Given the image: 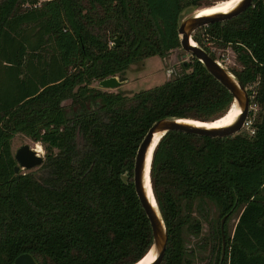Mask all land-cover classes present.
Segmentation results:
<instances>
[{
  "label": "trees",
  "instance_id": "16d2710c",
  "mask_svg": "<svg viewBox=\"0 0 264 264\" xmlns=\"http://www.w3.org/2000/svg\"><path fill=\"white\" fill-rule=\"evenodd\" d=\"M198 1L0 0V264L21 252L38 264H135L146 255L151 231L131 179L139 141L162 116L214 121L232 97L193 56L131 95L90 82L179 46L177 13ZM116 32L122 41L112 46ZM191 38L212 57L202 38L231 46L241 65L231 71L253 84L257 109L251 133L169 130L157 140L149 180L167 231L160 264H190L182 232L199 231L195 200L218 209L211 264H264V0ZM16 132L41 143L43 176L13 172ZM236 210L230 235L223 222L220 258V217Z\"/></svg>",
  "mask_w": 264,
  "mask_h": 264
},
{
  "label": "water",
  "instance_id": "95a60500",
  "mask_svg": "<svg viewBox=\"0 0 264 264\" xmlns=\"http://www.w3.org/2000/svg\"><path fill=\"white\" fill-rule=\"evenodd\" d=\"M252 0H239L230 9L226 11H215L206 14H197V9L184 16V12L190 10L193 7L192 4L182 7L176 16V32L178 37L179 46L185 52H188L196 60H198L204 69L216 79L223 87H225L231 94L232 100L238 109V113L234 119L226 125H197L185 121L186 118L182 116L167 115L162 116L154 120L146 129L141 140L139 141L133 159L132 166V184L137 199L148 219L150 231H151V242L147 250L153 254L151 261L148 264H160L166 242H167V231L156 205L150 180H149V165L152 156L153 148L161 135L169 130H179L183 132L194 133L197 135H207L210 137H222L236 133L241 126L244 124L249 105V95L245 86L239 81L238 77L229 69L224 67L215 57H212L204 48L199 46L192 38L191 34L193 31L202 26L207 25L213 21H221L237 15L243 11ZM195 6V5H194ZM120 34L116 32L114 37L111 39L112 46H118L121 42ZM97 83L102 88H112L120 85L122 79L118 78L117 74L109 75L97 80ZM230 102V104H231ZM229 104V106H230ZM228 106V107H229ZM219 117V116H218ZM217 118V117H216ZM197 119V118H193ZM215 119V118H213ZM212 119V120H213ZM201 120V119H197ZM211 121V120H201ZM155 134H158L156 140L153 141ZM150 151V156L147 164L146 176L149 183V190L152 197V201L149 199L147 190L145 188L144 177H145V162L147 153ZM12 157L15 163L12 167L13 172L17 173L20 169H29L33 166H38L43 160L42 155L35 149L34 146H29L27 143H22L17 146L12 152ZM122 182L127 181L128 175L123 172L121 175ZM227 213L220 217L219 229H220V258L224 251V233H223V221ZM143 254V255H144ZM142 255V256H143ZM140 258V257H139ZM138 258V259H139ZM137 259V260H138ZM136 260V261H137ZM135 262V261H134ZM133 263V262H132ZM12 264H38L33 256L28 252H21L17 254Z\"/></svg>",
  "mask_w": 264,
  "mask_h": 264
},
{
  "label": "rangeland",
  "instance_id": "374dc122",
  "mask_svg": "<svg viewBox=\"0 0 264 264\" xmlns=\"http://www.w3.org/2000/svg\"><path fill=\"white\" fill-rule=\"evenodd\" d=\"M218 0H199L198 5H193L190 10L185 11L184 16L190 14L194 9H201L202 6L209 5ZM199 33L201 32L198 30ZM114 35L112 36V38ZM111 38V39H112ZM205 38V37H204ZM203 39L204 44L214 54V57L227 69H239L240 63L235 59V52L230 45L224 47L218 46L215 42H209ZM111 42V41H110ZM191 54L185 52L177 46L167 52L164 56L151 55L141 60L131 63L123 71L122 74H117L119 79H122V83L112 88H102L98 85L97 80L90 82L91 87L96 89H102L106 91H121L126 95H131L141 89L149 88L156 84H159L176 74L180 73L184 69V63L191 61ZM186 70V69H185ZM252 88L253 84H246V88ZM252 95L249 94V105L246 120L248 123L243 124L237 133L246 134L251 133L252 116L254 115L257 107L251 102ZM69 100H63L62 104H67ZM251 113V114H250ZM232 135V134H231ZM77 144L80 145V139L77 138ZM22 143H27L29 146L39 147L41 150L39 153L44 156V149L39 141L32 140L29 136L16 132L12 135L10 140L11 152ZM19 171H33L35 176H43L45 169L33 166L29 169H20ZM218 209L213 202H197L193 203V210L191 215L194 221L199 223L198 233H193L187 229L183 230L182 235L184 239V245L188 252V258L190 264H211L216 256V249L218 241L214 237V230L217 225ZM237 210L234 211L227 219H225L224 226L227 235L231 234L232 226L236 220ZM225 239V237H224ZM225 245V242H224Z\"/></svg>",
  "mask_w": 264,
  "mask_h": 264
},
{
  "label": "bare ground",
  "instance_id": "6f19581e",
  "mask_svg": "<svg viewBox=\"0 0 264 264\" xmlns=\"http://www.w3.org/2000/svg\"><path fill=\"white\" fill-rule=\"evenodd\" d=\"M237 1H239V0H222V1L214 3L211 6L203 7L199 10H196V11H197V14H199V15L211 13V12H215V11H226V10L230 9L233 5H235V3ZM237 113H238V109L235 106L234 102H232V104L230 105L227 112L223 116H221L220 118H218L214 121L206 122V121H200V120L191 119V118H186L185 121L190 122V123H194L197 125H209V126L210 125H215V126L226 125L234 119V117ZM157 136H158V134L154 135L153 141L156 140ZM35 149L38 152H40L39 147H35ZM149 156H150V151L147 153V156H146L145 169H144V172H145L144 183H145V188L147 190L148 197L151 200V202L153 203L152 197L150 194V190H149V183H148L147 176H146V170H147V164H148ZM152 257H153V254L149 250L146 253V255L135 264H148L151 261Z\"/></svg>",
  "mask_w": 264,
  "mask_h": 264
},
{
  "label": "built area",
  "instance_id": "2783aa9c",
  "mask_svg": "<svg viewBox=\"0 0 264 264\" xmlns=\"http://www.w3.org/2000/svg\"><path fill=\"white\" fill-rule=\"evenodd\" d=\"M253 104H254V103H253ZM246 123H248V119H247V120L245 119L244 124H246ZM252 131H253V130L251 129V132H252Z\"/></svg>",
  "mask_w": 264,
  "mask_h": 264
},
{
  "label": "flooded vegetation",
  "instance_id": "af4514ba",
  "mask_svg": "<svg viewBox=\"0 0 264 264\" xmlns=\"http://www.w3.org/2000/svg\"><path fill=\"white\" fill-rule=\"evenodd\" d=\"M41 151V150H40Z\"/></svg>",
  "mask_w": 264,
  "mask_h": 264
}]
</instances>
